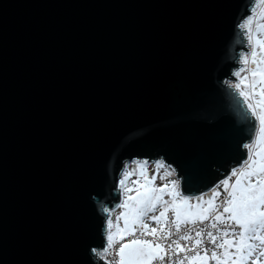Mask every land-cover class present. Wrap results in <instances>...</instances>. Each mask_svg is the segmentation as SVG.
Listing matches in <instances>:
<instances>
[{
    "label": "water",
    "instance_id": "obj_1",
    "mask_svg": "<svg viewBox=\"0 0 264 264\" xmlns=\"http://www.w3.org/2000/svg\"><path fill=\"white\" fill-rule=\"evenodd\" d=\"M250 7L0 0V264H71L85 215L102 247V209L134 160L202 153L205 185L234 166L250 128L222 82Z\"/></svg>",
    "mask_w": 264,
    "mask_h": 264
},
{
    "label": "snow or ice",
    "instance_id": "obj_2",
    "mask_svg": "<svg viewBox=\"0 0 264 264\" xmlns=\"http://www.w3.org/2000/svg\"><path fill=\"white\" fill-rule=\"evenodd\" d=\"M249 2V14L234 25L241 49L222 82L242 98L250 128L234 166L205 185L210 156L197 153L175 167L156 159L151 171L143 159L118 178V203L102 209V247L91 243L84 216L71 264H264V0Z\"/></svg>",
    "mask_w": 264,
    "mask_h": 264
},
{
    "label": "rangeland",
    "instance_id": "obj_3",
    "mask_svg": "<svg viewBox=\"0 0 264 264\" xmlns=\"http://www.w3.org/2000/svg\"><path fill=\"white\" fill-rule=\"evenodd\" d=\"M138 163H140V162H139V161H136V160L132 161L131 163H128L127 166H126V168H125V172H131V171H133V170L136 168V165H137ZM153 166H154V162H150L149 165H148L150 171L153 169ZM163 171H164V170L162 169V170H161V173L158 174V177H159V175L163 174ZM136 178H137V177L134 176V175H133V176H129V177H128V180H127V183L131 184V182H132L133 180H135ZM155 183L160 184V183H162V181L158 178V179L155 181ZM118 211H119V209H115V210L112 212V216H113V218H115V215H116V213H117Z\"/></svg>",
    "mask_w": 264,
    "mask_h": 264
}]
</instances>
